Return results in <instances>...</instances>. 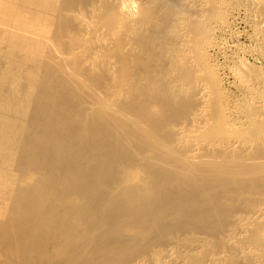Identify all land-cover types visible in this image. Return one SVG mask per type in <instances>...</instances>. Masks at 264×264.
<instances>
[{
	"label": "bare ground",
	"instance_id": "obj_1",
	"mask_svg": "<svg viewBox=\"0 0 264 264\" xmlns=\"http://www.w3.org/2000/svg\"><path fill=\"white\" fill-rule=\"evenodd\" d=\"M0 264H264V0H0Z\"/></svg>",
	"mask_w": 264,
	"mask_h": 264
},
{
	"label": "rangeland",
	"instance_id": "obj_2",
	"mask_svg": "<svg viewBox=\"0 0 264 264\" xmlns=\"http://www.w3.org/2000/svg\"><path fill=\"white\" fill-rule=\"evenodd\" d=\"M240 20H236L235 22H234V24L232 23L231 24V28L228 30V31H226V33H224V34H222V36H219V40H220V42L222 43V45L220 44V46H221V48L218 46V48H219V50H214V51H211L212 53V55L214 56L215 55V59H216V64L218 63V65H220V67H224L223 68V70H220V72H219V77L220 78H222V80H221V87L226 91V89H227V91H230L231 89H232V87L230 86V84H229V79H228V75H226L227 73H228V71H227V66H228V63H226V62H224V61H226V60H228L231 56L232 57H235V56H243L242 54L243 53H241V55H240V52L241 51H239V50H241L242 49V47L244 46V45H248V43H246L247 41H245V38L242 36V35H239L238 33L240 32V31H244V30H246V27L244 26V24L242 23V21H240ZM236 28H237V30H236ZM235 29V30H234ZM239 30V31H238ZM235 32H236V35H235ZM227 33H228V35H227ZM230 33H232V34H230ZM234 33V34H233ZM231 35V36H230ZM233 35V36H232ZM235 35V36H234ZM237 35H238V37H237ZM239 36H240V38H239ZM231 37V38H230ZM234 39H233V38ZM223 39V40H222ZM239 39V40H238ZM226 40V41H225ZM224 43V44H223ZM226 45V46H225ZM234 45V46H233ZM238 45V46H237ZM224 47V48H223ZM227 47V48H226ZM239 47V48H238ZM226 51H224L223 49ZM241 48V49H240ZM236 49H237V51H236ZM220 50H222V51H220ZM219 51V52H218ZM234 51V52H233ZM239 51V52H238ZM214 52V53H213ZM221 52V53H220ZM220 53V54H219ZM223 53V54H222ZM224 53H226V54H224ZM229 53V54H228ZM233 53H236V54H234L233 55ZM239 53V54H238ZM219 54V55H218ZM225 55V56H224ZM248 55V54H247ZM223 56V57H222ZM227 56V57H226ZM226 58V59H225ZM249 59V56H246V59ZM226 64V65H225ZM222 71H223V73H222ZM223 84V85H222ZM224 86V87H223Z\"/></svg>",
	"mask_w": 264,
	"mask_h": 264
}]
</instances>
